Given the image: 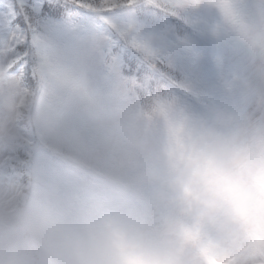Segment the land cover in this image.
<instances>
[{"label":"clouds","instance_id":"1","mask_svg":"<svg viewBox=\"0 0 264 264\" xmlns=\"http://www.w3.org/2000/svg\"><path fill=\"white\" fill-rule=\"evenodd\" d=\"M245 0H201L264 67V22ZM118 171L150 193L135 218L109 220L46 188L11 200L0 264H264V95L239 113L192 121L175 98L146 110ZM122 191L97 178L88 191Z\"/></svg>","mask_w":264,"mask_h":264},{"label":"snow or ice","instance_id":"2","mask_svg":"<svg viewBox=\"0 0 264 264\" xmlns=\"http://www.w3.org/2000/svg\"><path fill=\"white\" fill-rule=\"evenodd\" d=\"M201 0H0V119L21 140L0 150V195L46 188L83 208L76 178L118 171L146 110L174 98L172 55L159 17L185 18ZM239 10L264 22V0ZM264 95V90L261 91ZM147 205V199L145 201Z\"/></svg>","mask_w":264,"mask_h":264},{"label":"trees","instance_id":"3","mask_svg":"<svg viewBox=\"0 0 264 264\" xmlns=\"http://www.w3.org/2000/svg\"><path fill=\"white\" fill-rule=\"evenodd\" d=\"M254 5L253 3H251ZM159 23L168 33L171 41L182 42L193 54L203 53L205 64H208L213 78L204 80L202 77L190 73L183 62L175 63L177 80L185 87L171 89V94L184 114L192 121L210 119L217 111L229 112L231 99L229 88L220 83L216 76L224 50L240 42L241 39L227 26H224L219 13L214 9L201 4L200 7L189 9L182 20L159 17ZM180 45V44H179ZM181 51H184L181 49ZM188 50L182 53L185 56ZM19 143V140L16 142ZM108 172L104 175L108 176ZM78 174L85 180H95L84 172Z\"/></svg>","mask_w":264,"mask_h":264},{"label":"rangeland","instance_id":"4","mask_svg":"<svg viewBox=\"0 0 264 264\" xmlns=\"http://www.w3.org/2000/svg\"><path fill=\"white\" fill-rule=\"evenodd\" d=\"M157 46L167 49L175 63L183 62L184 67L190 73L200 76L204 80L213 77L209 74L210 71L205 66L201 54L193 55L189 52L185 56H182L179 51L182 47H175L169 44L164 36L157 42ZM216 79L229 88L228 90L231 96V99H229V110L232 113H239L251 99L258 97L261 91L264 90V67L253 57L249 47L242 40L225 49L220 59L219 73ZM13 139H19L20 142L21 137L19 133L9 121L0 119V150H3L5 147L16 146L17 144H13ZM126 174V172L109 171L108 177L119 181L123 180ZM79 182L88 188V185L82 180H79ZM135 183L138 184L137 181ZM128 191L131 197L135 193V190L132 188ZM94 196L96 195L94 194ZM149 196L150 194L148 198ZM13 198V196L0 195V219H3L5 213L9 210ZM99 203V200L96 199V206L93 208L99 215L109 220L122 218L118 216L115 209H103ZM120 212H122L123 216L129 218H135L137 214L132 208L131 202L128 200L124 210Z\"/></svg>","mask_w":264,"mask_h":264}]
</instances>
